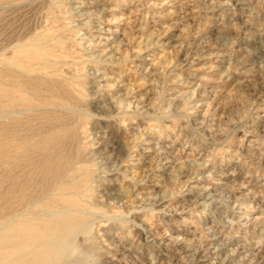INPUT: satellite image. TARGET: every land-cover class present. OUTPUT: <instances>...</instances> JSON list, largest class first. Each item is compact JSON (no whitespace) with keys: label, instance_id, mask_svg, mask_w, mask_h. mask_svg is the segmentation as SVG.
Segmentation results:
<instances>
[{"label":"rangeland","instance_id":"obj_1","mask_svg":"<svg viewBox=\"0 0 264 264\" xmlns=\"http://www.w3.org/2000/svg\"><path fill=\"white\" fill-rule=\"evenodd\" d=\"M0 117V209L95 210L70 264H264V0H0Z\"/></svg>","mask_w":264,"mask_h":264},{"label":"bare ground","instance_id":"obj_2","mask_svg":"<svg viewBox=\"0 0 264 264\" xmlns=\"http://www.w3.org/2000/svg\"><path fill=\"white\" fill-rule=\"evenodd\" d=\"M60 43L63 42L60 41ZM28 58L31 60L30 57ZM74 132H72V135H74ZM3 160L4 158L1 159L0 165L1 182L6 181ZM45 163L50 168H53L55 164L53 160ZM83 164L82 159L77 158L74 160L72 174H69L65 180L59 182L62 186L71 189V192L73 191L72 193L75 195L80 194L82 187L87 186V184L92 187L93 184V180L90 179L88 171L83 167ZM58 172L59 170L54 169L49 179L59 180V177H61L59 175L66 174L64 170L60 173ZM80 179H83L82 181L84 182H80ZM7 191L2 196V199L9 200L10 203L0 209V264H70L73 251L70 249L68 241L78 234H83L84 236L91 234L95 214L93 206L82 203L73 204L70 207L64 205L59 209L46 208V212H44L45 214L42 217L44 221L38 223L35 217L31 218L29 216V211L32 210L33 205L37 201L33 202L29 193H22L19 190V194L15 195L16 189H14L11 190L12 194L14 193L13 196H10ZM89 195H92L91 191Z\"/></svg>","mask_w":264,"mask_h":264}]
</instances>
